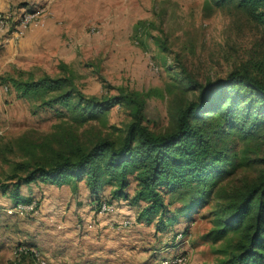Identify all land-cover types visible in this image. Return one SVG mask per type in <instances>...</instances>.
<instances>
[{"label":"rangeland","instance_id":"1","mask_svg":"<svg viewBox=\"0 0 264 264\" xmlns=\"http://www.w3.org/2000/svg\"><path fill=\"white\" fill-rule=\"evenodd\" d=\"M39 5L43 6L39 21L21 36H0V182L22 173L18 162L42 155L40 139L65 131L75 132L82 140L96 134L115 136L129 120L127 109L113 104L104 117L76 123L60 106L40 105L36 99L17 96L9 83L1 81L3 76L57 75L68 69L86 94H113L118 86L148 91L143 122L161 130L169 126L174 104L196 94L194 88L176 87L178 78L203 81L223 76L233 65L249 60L264 68L262 28L235 7L217 6L212 0H17L4 10L18 12ZM239 149L240 144L235 146L238 153ZM255 167L238 166L217 183L208 202L186 213L179 207L182 201L167 193L166 215L174 213L175 219L159 229L152 221L139 232L149 239L150 247L169 248L159 255L180 251L186 263L191 255L195 264L223 259L224 248L235 232L211 238L217 200ZM37 181L18 188L21 196L34 199L36 208L48 183ZM68 185L73 193V202L68 199V204L80 205L90 198L95 211L96 200L83 180L77 181L76 188ZM133 186L130 181L128 190ZM108 190L109 185H104L99 200L116 206ZM15 202L7 193H0V264H34L30 253L16 251L18 245L28 242L21 235L20 222L33 215L8 214L6 209ZM131 209L121 217L135 218L137 207Z\"/></svg>","mask_w":264,"mask_h":264},{"label":"trees","instance_id":"2","mask_svg":"<svg viewBox=\"0 0 264 264\" xmlns=\"http://www.w3.org/2000/svg\"><path fill=\"white\" fill-rule=\"evenodd\" d=\"M212 2L235 7L264 31V0ZM1 81L19 97L62 107L76 123L104 117L113 104H122L129 120L115 136L96 134L82 140L65 131L40 139L42 155L18 162L22 173L0 182V193L27 202L31 198L20 195L21 184L70 182L74 188L83 180L98 203L101 189L109 185L111 198H123L137 207L135 220L153 221L159 229L176 217L166 215L167 193L182 201L179 207L186 213L208 202L217 183L238 166L255 164L251 175L238 178L217 200L210 231L212 239L235 232L224 248L226 256L214 264H264V68L260 62L238 63L223 76L203 81L178 78L176 87L194 88L196 94L174 104L171 122L161 130L143 122L148 91L118 86L113 94H86L68 69L57 75L3 76Z\"/></svg>","mask_w":264,"mask_h":264},{"label":"crops","instance_id":"3","mask_svg":"<svg viewBox=\"0 0 264 264\" xmlns=\"http://www.w3.org/2000/svg\"><path fill=\"white\" fill-rule=\"evenodd\" d=\"M16 1L0 0V9ZM68 183L48 182L42 189L44 194L36 213L19 226L22 237L28 241L27 247L36 250L49 264H142L151 256L169 250L166 246L150 247L149 239L139 232L141 227L149 225L135 218L126 226L110 221L132 210L125 199H112L117 204L114 213H97L91 208L90 198L80 205L67 203L68 199L73 202ZM195 263L190 255L185 264Z\"/></svg>","mask_w":264,"mask_h":264},{"label":"built area","instance_id":"4","mask_svg":"<svg viewBox=\"0 0 264 264\" xmlns=\"http://www.w3.org/2000/svg\"><path fill=\"white\" fill-rule=\"evenodd\" d=\"M43 6L39 5L30 10H20L12 12L10 10L0 9V36L9 34L10 37L17 38L21 36L29 25L37 23L42 14ZM34 199L27 202L18 201L13 206L6 209L7 212H17L23 214H33L37 211ZM116 206L113 202L105 199L99 200L96 205L95 212L112 214ZM133 216H122L118 219H111L110 221L117 225L126 226L133 221ZM179 232L177 236H180ZM18 254H23L28 251L31 252L34 264H49L36 250L31 249L25 245H18L16 248ZM186 256L180 251H174L169 254L153 255L142 264H185Z\"/></svg>","mask_w":264,"mask_h":264}]
</instances>
